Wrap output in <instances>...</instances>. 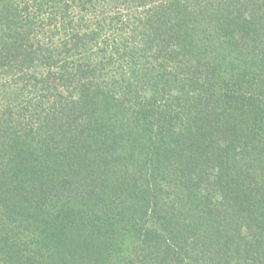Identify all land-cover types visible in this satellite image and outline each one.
Returning <instances> with one entry per match:
<instances>
[{"label": "trees", "instance_id": "obj_1", "mask_svg": "<svg viewBox=\"0 0 264 264\" xmlns=\"http://www.w3.org/2000/svg\"><path fill=\"white\" fill-rule=\"evenodd\" d=\"M0 264H264V0H0Z\"/></svg>", "mask_w": 264, "mask_h": 264}]
</instances>
